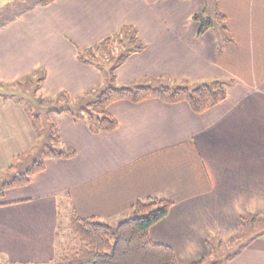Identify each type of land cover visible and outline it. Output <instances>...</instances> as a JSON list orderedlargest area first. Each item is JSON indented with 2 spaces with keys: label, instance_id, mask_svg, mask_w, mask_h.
I'll list each match as a JSON object with an SVG mask.
<instances>
[{
  "label": "crops",
  "instance_id": "0c3cea01",
  "mask_svg": "<svg viewBox=\"0 0 264 264\" xmlns=\"http://www.w3.org/2000/svg\"><path fill=\"white\" fill-rule=\"evenodd\" d=\"M38 1L0 0V87L33 76L36 98L69 104L109 83L162 77L171 85L220 81L226 96L200 113L185 101L117 100L106 108L117 127L95 133L70 112L49 109L75 155L45 158L28 183L4 191L1 255L52 258L61 200L111 226L137 199L172 201L149 236L169 246L178 264L206 258V241L236 234L246 224L241 215L264 217V0ZM196 14L211 21L203 33ZM127 24L146 46L117 65L111 81L80 52ZM10 97L0 90V173L40 137L34 113ZM5 131L25 142L7 159ZM258 231L224 264H264V229Z\"/></svg>",
  "mask_w": 264,
  "mask_h": 264
},
{
  "label": "trees",
  "instance_id": "16d2710c",
  "mask_svg": "<svg viewBox=\"0 0 264 264\" xmlns=\"http://www.w3.org/2000/svg\"><path fill=\"white\" fill-rule=\"evenodd\" d=\"M50 1L52 0H39L38 3L46 5ZM193 18L200 21V33L205 32L211 26L210 19L202 14H196ZM122 28L124 27L80 52V59L96 64L111 81L114 78L113 70L117 65L131 53L141 52L144 49L145 43L137 38L136 31H125ZM116 48L117 51H115ZM86 51L94 53L85 56ZM102 60L107 67L106 70ZM89 94L88 98L91 100L88 103L94 104L96 112L88 110L86 107H81L76 112L68 107L59 111L70 112L76 120H85L89 130L93 133L111 131L117 127V120L106 111L107 106L117 100L139 102L154 97L165 103L185 101L193 112L200 113L219 103L226 96L222 82L216 80L196 85L184 82L174 87L140 84L118 86L109 83L106 87ZM82 111L85 114H81ZM32 118L35 125L39 126L38 116L32 114ZM56 139L59 141V138ZM74 155L75 152L68 147H64L60 151L52 149L45 151L41 154L40 159L34 160L32 165L19 173L18 176L13 177L4 187L26 184L32 174L44 169V159L47 157L70 158ZM2 192L0 190V194ZM171 205L172 201L164 198L137 199L130 206L128 215L115 227L95 217H81L70 210L65 228L69 238L64 242L58 240L59 223L62 221L59 211V223L55 228L54 256L47 264H178L174 252L169 246L156 243L149 236V228L167 215ZM241 218L246 223L256 219V217L248 215H242ZM250 238L243 240L238 248L226 254L223 260L213 259L221 246L220 237L215 236L207 240L209 264H223L230 260L240 252ZM205 261L202 259L192 264H204ZM0 264L31 263H12L8 260H1Z\"/></svg>",
  "mask_w": 264,
  "mask_h": 264
},
{
  "label": "rangeland",
  "instance_id": "374dc122",
  "mask_svg": "<svg viewBox=\"0 0 264 264\" xmlns=\"http://www.w3.org/2000/svg\"><path fill=\"white\" fill-rule=\"evenodd\" d=\"M151 17H152L151 13L148 12L147 18L150 19ZM196 21L198 22L199 28H200V21L199 20H196ZM123 27L124 28H122V29H125V31L134 30L137 32V28H136L135 24H127V25H124ZM145 46H146V44H144L143 48H145ZM115 51H117V48L115 49ZM93 53H94L93 51H86L84 53V55L90 56ZM102 62H103V60H102ZM103 64H104V62H103ZM104 68H105V70L107 69L105 64H104ZM145 81L140 85H150V86H155V87H160V86L174 87V86L178 85V84L171 85L170 80H167L166 78L163 79L162 77H159L156 79L148 78ZM38 84L39 83L37 82V79H35L33 76H29L23 80L16 82V84H12V85H8V86L4 85V86L0 87V90L2 91V93L4 95H6L7 97L11 96L10 98H12V96H13L14 102L19 103L20 108L23 105H25V106L28 105V108L31 110V112L34 113L33 115L39 116L38 118L40 121V128H39V130H40L39 136L40 137H39V141H38L37 146L35 148H30L32 150L27 149L26 150L27 152H25L22 155L16 154L19 156H17L15 158V160L13 161V165L11 167H9L10 165L7 166V164H4L3 172L0 173V190L3 191L2 194H0V201H3V199L6 198V195L3 194L4 191H7L8 189L13 188V187L23 186V185H20V186L4 187L6 184H8V182L10 180L13 179V177L18 176L19 173L25 171L26 168H28L30 165H32L34 160H36L38 158L40 159L42 157L41 154H43V152L48 151L50 149L60 151L64 147H66V148L68 147V146H65V144L63 143L61 138H59L57 126H55V124H53V122H51V120L49 119V114H50L49 109L51 112H52V110L57 111V112H61L59 110H62L63 109L62 107H68L72 111L76 112L81 107H86L88 110L95 111V112L97 111V109L94 107V104L88 103V101L91 100L88 98V96H85L84 98L80 99L79 101H76L75 103L71 102L69 104L66 101H62V102H57V101L50 102V100L42 101L40 99V97L39 98L35 97L36 96L35 90L37 89ZM128 86H130V85H128ZM53 105H54V107H52ZM81 114H85V113L82 111ZM9 132H10V130H9ZM9 132L5 131V136H4V159H7L8 156H10L11 154L19 153L21 151V149H23L25 147L24 146L25 142H24V145H23V143H21V145H20L17 135L7 134ZM56 138H59V141H57ZM29 147H31V144L28 146V148ZM68 148H70V147H68ZM28 150H30V151H28ZM69 205H70L69 201L61 200L59 203V207H58V209L60 211L59 214H61V219H60V220H62L61 223L58 222L59 214L56 217V225L59 223V229H58L59 239L58 240L63 241V242L67 241L69 238V234L65 230L66 221H67L68 216H69V211L71 209H73ZM241 216H240V218H241ZM254 217H256V219H254V221H252L250 223H246L241 218V220L244 221V223H246V224H244L243 227L241 229H239V231L236 234L228 236L227 240H225L224 238H222L219 235L220 240H221V244H220L221 246L217 250L216 255L213 257L214 260H218L219 258L223 260L225 255L230 253V252H233L235 249H237L243 240L250 238L253 234H255L256 232H259L258 230L264 229V217L258 216V215H254ZM116 225H117V223L116 224L114 223L112 225V227H115ZM216 236H218V235H216ZM234 237H236V238H234ZM207 249H208V247H207ZM208 255H209V251H208ZM53 256H52V258H53ZM52 258H50L49 260H47L45 262H31V261L13 262V261L8 260L3 255H1V252H0V262H1V260H8L12 263L47 264ZM203 259L206 260L204 262V264L210 263L208 256L206 258H203Z\"/></svg>",
  "mask_w": 264,
  "mask_h": 264
}]
</instances>
